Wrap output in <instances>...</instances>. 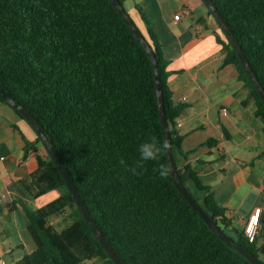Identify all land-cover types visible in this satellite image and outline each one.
Masks as SVG:
<instances>
[{"label": "trees", "instance_id": "16d2710c", "mask_svg": "<svg viewBox=\"0 0 264 264\" xmlns=\"http://www.w3.org/2000/svg\"><path fill=\"white\" fill-rule=\"evenodd\" d=\"M214 2L264 86V0ZM136 8L159 61L174 155L176 147L187 156L177 130L186 104L175 100L170 60L143 7L136 3ZM219 25L216 36L225 51L224 64L237 66L264 127V99ZM0 88L39 119L93 217L127 264H254L214 232L175 183L154 64L111 0H0ZM39 144L44 154H38V168L23 183L35 197L55 188L61 195L35 210L26 208L37 248L14 264H81L95 257L117 264L90 227L40 134L27 140V149L38 150ZM186 168L208 193L201 201L189 192L227 234L260 258L264 243L250 241L251 219L244 226L234 224L212 186L190 163ZM54 216L63 217L62 229L51 223Z\"/></svg>", "mask_w": 264, "mask_h": 264}, {"label": "crops", "instance_id": "0c3cea01", "mask_svg": "<svg viewBox=\"0 0 264 264\" xmlns=\"http://www.w3.org/2000/svg\"><path fill=\"white\" fill-rule=\"evenodd\" d=\"M136 3L143 7L170 60L174 98L186 104L177 130L188 155L175 147L186 186L194 195L200 193L201 201L208 193L195 184L186 168L190 163L228 208L234 224L244 226L248 219H258L257 238L264 243L263 121L256 113V100L248 99L249 89L237 66L224 64L225 51L216 36L221 33L219 21L204 0H139L135 7ZM184 8L190 14L177 19ZM38 135L27 118L0 99V264H14L37 248L26 208L35 210L61 195L55 188L35 197L23 183L38 168V154H44L41 144L38 150L27 149V140L35 141ZM61 218L54 216L51 223L62 229Z\"/></svg>", "mask_w": 264, "mask_h": 264}, {"label": "water", "instance_id": "95a60500", "mask_svg": "<svg viewBox=\"0 0 264 264\" xmlns=\"http://www.w3.org/2000/svg\"><path fill=\"white\" fill-rule=\"evenodd\" d=\"M111 2L119 9L121 15L127 22V24L130 26L131 30L135 34V36L138 38V40L142 43L143 47L148 51L152 62L154 64L155 69V76H156V82H157V97H158V103H159V109H160V117H161V123L162 128L165 136V144L167 149V155L169 160V166L170 170L172 172L173 178L175 180V183L177 184L178 188L181 190V192L187 197L190 204L200 213V215L203 217V219L206 221V223L214 230L215 233H217L227 244L231 245L232 247L236 248L238 251H240L243 255H245L250 261H252L254 264H264V260L261 258H258L251 250H249L247 247H245L243 244L239 243L235 238L227 234L221 226L218 224L217 221H215L209 213L203 208L202 205H200L199 201L189 192L188 188L186 187L185 183L182 180V177L180 176V172L176 163L172 143H171V134H170V128H169V122L166 116L165 111V105H164V98H163V90L161 85V74L159 72V61L157 59V56L155 54V51L153 50V47L148 40V38L144 35V33L141 30V27L138 25V23L133 19L129 11L126 9L125 5L121 0H111ZM204 2L207 4V6L212 10L214 15L216 16L217 20L221 24V26L224 28L227 36L232 41L234 48L237 51L238 56L240 57L247 73L249 74L251 80L253 81L254 85L256 86L257 90L260 92L262 98L264 99V86L260 82L243 46L240 43L239 38L237 37L235 31L231 27L228 20L225 18V16L220 11L219 7L216 5L214 0H204ZM0 96L6 99L9 103L20 109V111L25 115V117L32 123V125L36 128L40 136L43 138V141L46 144V147L49 151V155L53 156L55 159V162L59 169L61 170L64 178L66 179L67 185L69 186V189L73 193L75 200L82 210L86 220L88 221L90 227L96 234V236L99 238L101 243L104 245V247L107 249L108 253L112 257V259L117 264H127L121 256L118 254L115 247L112 245V243L108 240L106 234L103 232L101 226L97 223L95 218L93 217L87 203L83 200L80 190L75 183L74 178L71 176L70 171L68 167L66 166L65 162L63 161V158L60 154V152L57 149L56 144L54 141L49 138L43 129L41 122L39 119L30 111L27 110L26 107H24L20 102L16 101L14 98H12L9 94H7L3 89L0 88Z\"/></svg>", "mask_w": 264, "mask_h": 264}, {"label": "rangeland", "instance_id": "374dc122", "mask_svg": "<svg viewBox=\"0 0 264 264\" xmlns=\"http://www.w3.org/2000/svg\"><path fill=\"white\" fill-rule=\"evenodd\" d=\"M136 1H139V0H124V5L126 7V9L129 11V13L131 14V16L135 19V21L138 23L139 26H141V29L145 30V26H144V21L142 20V17H141V13L140 11L134 6L135 2ZM146 31V30H145ZM196 197L201 200V194L200 193H197L195 194ZM62 219V224L59 225V227L61 228L62 226H64V224H66L64 221H63V217L61 218ZM231 233V232H229ZM234 235V234H233ZM260 258L264 260V253L261 252L260 253ZM87 262L91 263L93 262V264H105L104 261L100 258V257H95L91 260H87Z\"/></svg>", "mask_w": 264, "mask_h": 264}, {"label": "built area", "instance_id": "2783aa9c", "mask_svg": "<svg viewBox=\"0 0 264 264\" xmlns=\"http://www.w3.org/2000/svg\"><path fill=\"white\" fill-rule=\"evenodd\" d=\"M191 10L189 8L182 9L179 13L175 16L179 19L184 13L190 14ZM224 113H227V110H224ZM183 124V119L178 118L177 126H181ZM261 229V224L259 223L257 218L251 219L249 230H248V237L250 241H254L257 238L258 232Z\"/></svg>", "mask_w": 264, "mask_h": 264}]
</instances>
